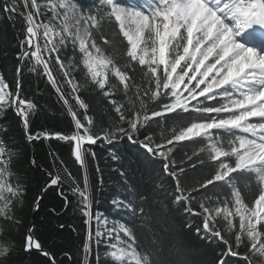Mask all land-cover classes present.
<instances>
[{"label": "snow or ice", "instance_id": "snow-or-ice-1", "mask_svg": "<svg viewBox=\"0 0 264 264\" xmlns=\"http://www.w3.org/2000/svg\"><path fill=\"white\" fill-rule=\"evenodd\" d=\"M0 19L13 27L19 20L22 32L11 82L0 72V114L14 113L28 143L66 142L82 172L81 184L64 161L57 166L54 154L55 174L30 161L45 176L33 212L40 210L43 192L64 182L77 197L87 232L75 264H91L94 245L97 264H162L165 247L177 255L165 264H194L181 258L185 237L193 232L217 245L212 264H264V0H96L93 7L83 0H3ZM106 29L126 42L122 53ZM25 72L46 77L55 89L71 117L68 132L31 131L39 105L23 93ZM81 88L95 93L108 119L91 114ZM166 117L178 126L168 129L165 119L156 139L150 122L161 124L157 118ZM0 131V264H13L18 245L12 233L23 224L19 212L28 189L16 169L19 150L5 139L7 129ZM124 138L161 161L168 188L164 180L134 184L119 170L124 194L111 202L127 219L109 226L91 212L95 197L87 169L89 158L97 157L88 146ZM185 141L201 145L186 154V166L172 158ZM206 162L211 175L188 186L186 169ZM241 182L257 187L251 201ZM221 187L227 191H213ZM58 194L67 207L68 197ZM177 213L184 214L181 221ZM192 217L198 218L195 227ZM19 248L43 257L42 264H73L71 253L45 246L34 224Z\"/></svg>", "mask_w": 264, "mask_h": 264}, {"label": "trees", "instance_id": "trees-1", "mask_svg": "<svg viewBox=\"0 0 264 264\" xmlns=\"http://www.w3.org/2000/svg\"><path fill=\"white\" fill-rule=\"evenodd\" d=\"M86 6L93 7L96 0H83ZM3 0H0L2 5ZM20 21L13 23L4 19H0V72H2L7 80H12V69L14 64V53L17 51V37L22 35L20 31ZM108 38L114 40L113 47L118 49L120 53L124 51L126 42L124 44L118 41L122 37H115L111 31L105 30ZM102 44V41H98ZM104 47L111 52L112 48L104 45ZM57 79L60 80L59 74ZM66 92H71L67 85H62ZM23 93L27 94L29 98L33 99L38 105L39 109L32 116L31 131L42 132L44 130L52 132H68L70 130L71 117L67 114L65 106L58 100L55 89L48 83L46 77H38L35 74L25 72L23 75ZM79 95L90 105V112L94 114L99 120L101 117L108 119L107 109L104 108L100 99L94 92L87 88H81ZM70 103L75 105V100L69 96ZM154 107V105H150ZM82 111V110H79ZM175 114H171L174 117ZM171 117L157 118L161 124L155 121L150 122L151 127L149 131L156 139H160L161 128L163 121L167 119V128L171 129L173 126H178L175 119ZM7 129V139L10 144L16 145L19 150L20 158L16 165L21 178L27 184V197L25 205L20 210L19 215L23 224L18 230L13 231V236L17 241V251L13 254V264H42L43 257L35 253H24L19 245L23 241V234L27 226L34 224L36 226V235L42 240L45 246L58 253L69 252L73 257V264L80 252L81 244L84 242L87 232V226L84 224V217L80 214L77 205V197L69 190V182L49 188L43 192V200L40 204V210L33 212L31 205L34 198L40 194V189L45 182V176L40 169L32 166L30 161L33 159L35 153L37 161L42 169L51 171L55 174L56 169L52 166V155L57 157V166L59 161H64L68 169L77 178L79 183H83L82 172L79 170V165L74 162V158L70 155V148L66 142L51 140H38L28 143L24 138L23 126L12 111L0 114V130ZM0 135H4L0 131ZM200 142L193 143L192 141H185L183 145H177L173 157L176 164L185 162L187 164V155H191L200 147ZM91 151L96 153V160L89 158L88 162V181L92 185L95 199L91 205V212L95 216L106 218L109 226L113 223H119L127 219L123 212L118 211L112 204L114 196L123 195L121 191L122 177L119 175V170H124L128 174L129 180L137 185L144 186L151 183H160L165 181V188H168L166 178L161 175V161L149 157V154L141 148L138 144L129 142L126 138L119 141L109 143L97 142L96 145L88 146ZM187 154V155H186ZM113 155L119 159H113ZM97 166L100 172H97ZM212 173V169L206 162L204 165H197L196 168H187L186 177L188 186L196 184L198 181L207 179ZM102 182V183H101ZM222 183V182H218ZM246 201H251L257 194L258 189L253 183L249 187L244 186L241 182ZM211 187V186H210ZM63 191L68 197L70 203L64 207L63 197L58 193ZM213 191L223 194L227 191L226 187L213 188ZM57 209V213L53 214L50 209ZM153 209V214H155ZM183 213H177L175 219L181 221ZM193 222V227L198 223V218H190ZM63 224L61 229L59 225ZM96 221H92V230L95 231ZM95 239V238H94ZM101 260L103 259L104 245L99 248ZM217 255V245L207 244L205 241L196 237L195 233L189 234L184 240V255L181 258H187L194 262V264H212L213 259ZM159 258L162 264L177 258L174 251H170L167 247L159 253ZM91 264H97L94 253L91 257Z\"/></svg>", "mask_w": 264, "mask_h": 264}, {"label": "water", "instance_id": "water-1", "mask_svg": "<svg viewBox=\"0 0 264 264\" xmlns=\"http://www.w3.org/2000/svg\"><path fill=\"white\" fill-rule=\"evenodd\" d=\"M33 158H35L36 163L39 164L38 161H37L35 153H33ZM40 169H42L41 166H40ZM41 202H42V200L40 201V204H41Z\"/></svg>", "mask_w": 264, "mask_h": 264}]
</instances>
